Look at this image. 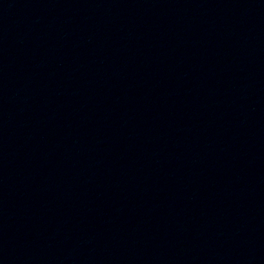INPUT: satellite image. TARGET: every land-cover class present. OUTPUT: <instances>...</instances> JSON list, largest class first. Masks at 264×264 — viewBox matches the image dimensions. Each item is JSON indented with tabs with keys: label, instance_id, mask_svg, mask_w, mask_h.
Instances as JSON below:
<instances>
[{
	"label": "water",
	"instance_id": "95a60500",
	"mask_svg": "<svg viewBox=\"0 0 264 264\" xmlns=\"http://www.w3.org/2000/svg\"><path fill=\"white\" fill-rule=\"evenodd\" d=\"M0 264H264V0H0Z\"/></svg>",
	"mask_w": 264,
	"mask_h": 264
}]
</instances>
